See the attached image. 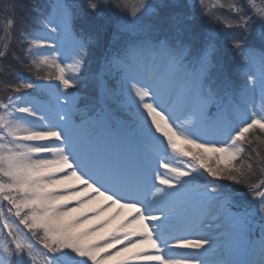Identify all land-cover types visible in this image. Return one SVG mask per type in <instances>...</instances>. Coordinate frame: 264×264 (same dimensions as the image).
<instances>
[{"label":"snow or ice","instance_id":"1","mask_svg":"<svg viewBox=\"0 0 264 264\" xmlns=\"http://www.w3.org/2000/svg\"><path fill=\"white\" fill-rule=\"evenodd\" d=\"M77 7L89 27L101 21L96 35L74 30ZM77 7L3 8L0 72L11 57L30 75L14 72L0 101V264H264V179L244 156L264 133L252 103L257 88L264 98V0ZM17 23L23 55L9 49ZM109 26L113 44L86 75ZM89 81L82 110L70 90Z\"/></svg>","mask_w":264,"mask_h":264},{"label":"rangeland","instance_id":"2","mask_svg":"<svg viewBox=\"0 0 264 264\" xmlns=\"http://www.w3.org/2000/svg\"><path fill=\"white\" fill-rule=\"evenodd\" d=\"M226 2H227V0H221V3H226ZM255 94H258V95H259V100L262 101V102H261V105H260V107H259V110H260L261 108H264V98L261 97L258 88H257L256 92L254 93V95H255ZM253 97H254V96H253ZM257 131H258V130H257ZM257 133H258V134H262V135L264 134V133H261V132H259V131H258Z\"/></svg>","mask_w":264,"mask_h":264}]
</instances>
